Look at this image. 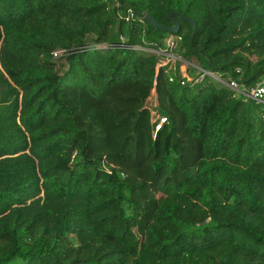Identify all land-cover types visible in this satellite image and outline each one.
<instances>
[{
    "label": "trees",
    "instance_id": "1",
    "mask_svg": "<svg viewBox=\"0 0 264 264\" xmlns=\"http://www.w3.org/2000/svg\"><path fill=\"white\" fill-rule=\"evenodd\" d=\"M126 9L168 26L174 13L177 34L150 27L156 49L177 35L187 61L264 77V0H0V264H264L261 106L170 82L154 54L53 58L143 44Z\"/></svg>",
    "mask_w": 264,
    "mask_h": 264
},
{
    "label": "built area",
    "instance_id": "2",
    "mask_svg": "<svg viewBox=\"0 0 264 264\" xmlns=\"http://www.w3.org/2000/svg\"><path fill=\"white\" fill-rule=\"evenodd\" d=\"M115 3L116 6H119L117 1ZM145 15L143 13L139 16L132 9H126L124 14L119 15V18L125 20L127 24L137 23L144 26L143 44H129L126 37L120 35L118 40L112 43L97 42L85 44L76 49L56 50L52 53L53 58L58 59L74 51L93 52L98 50H132L140 53L154 54L158 57L156 72L158 73L160 70H163L168 75L170 82L179 79L181 85H189L191 87L202 82H216L228 87L236 96L261 106L264 111V77L255 85L247 87L220 72L204 69L194 61H187L178 52L181 37L177 35H171L165 39L164 46L161 49L150 46L147 43H149L150 27L152 25L146 21ZM145 107L150 112L153 137L156 138L157 133L167 123V119L162 117L158 112V99L155 88L152 89L150 96L147 98Z\"/></svg>",
    "mask_w": 264,
    "mask_h": 264
},
{
    "label": "water",
    "instance_id": "3",
    "mask_svg": "<svg viewBox=\"0 0 264 264\" xmlns=\"http://www.w3.org/2000/svg\"><path fill=\"white\" fill-rule=\"evenodd\" d=\"M145 19L148 23H150V25H152V27L156 30H161V31H164L166 33H172V34H177L179 32V29H180V25H179V22L177 19L174 18V13H169L168 16H167V19L171 22L172 26H168V25H160L158 23H156L149 15H145ZM179 19L181 21H184V22H190L193 24L194 26V30H193V34L195 33L196 31V26L194 25V23L187 19V18H184L183 16H179Z\"/></svg>",
    "mask_w": 264,
    "mask_h": 264
},
{
    "label": "rangeland",
    "instance_id": "4",
    "mask_svg": "<svg viewBox=\"0 0 264 264\" xmlns=\"http://www.w3.org/2000/svg\"><path fill=\"white\" fill-rule=\"evenodd\" d=\"M250 60H251V61H256L257 58H256V57H250Z\"/></svg>",
    "mask_w": 264,
    "mask_h": 264
}]
</instances>
